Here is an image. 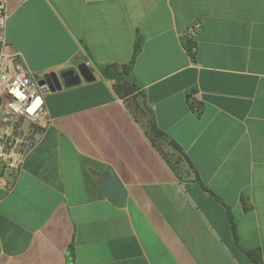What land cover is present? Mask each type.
<instances>
[{
  "label": "crops",
  "instance_id": "1",
  "mask_svg": "<svg viewBox=\"0 0 264 264\" xmlns=\"http://www.w3.org/2000/svg\"><path fill=\"white\" fill-rule=\"evenodd\" d=\"M0 2L27 69L96 76L46 96L54 125L0 178V264H264V0ZM137 42L121 97L100 65Z\"/></svg>",
  "mask_w": 264,
  "mask_h": 264
},
{
  "label": "built area",
  "instance_id": "2",
  "mask_svg": "<svg viewBox=\"0 0 264 264\" xmlns=\"http://www.w3.org/2000/svg\"><path fill=\"white\" fill-rule=\"evenodd\" d=\"M8 16L6 3L0 2V178L17 181L27 157L54 125L55 118L46 103V96L52 92L51 72L27 69L21 54L10 51ZM201 27V21H195L188 37L193 39ZM191 103L198 108L192 97Z\"/></svg>",
  "mask_w": 264,
  "mask_h": 264
},
{
  "label": "trees",
  "instance_id": "3",
  "mask_svg": "<svg viewBox=\"0 0 264 264\" xmlns=\"http://www.w3.org/2000/svg\"><path fill=\"white\" fill-rule=\"evenodd\" d=\"M140 46V42H137V44L135 45L133 57L129 63H108L100 65V71L102 72V74L106 78L115 81V89L121 97L129 96L140 88L137 78L135 77L133 72V62L137 53L140 50ZM146 131L153 141H156L155 138L168 139L167 134L158 127L153 118L149 121L148 128L146 129ZM169 141L175 148H179L175 141ZM248 254L256 264H262L261 257L258 253H256L255 251H249Z\"/></svg>",
  "mask_w": 264,
  "mask_h": 264
},
{
  "label": "water",
  "instance_id": "4",
  "mask_svg": "<svg viewBox=\"0 0 264 264\" xmlns=\"http://www.w3.org/2000/svg\"><path fill=\"white\" fill-rule=\"evenodd\" d=\"M50 76L52 77L53 83L52 91L61 90L63 86L77 85L81 82L82 78H85L86 80H94L96 77L93 71L85 63L81 64L77 70L70 68L61 72L60 74L52 71ZM107 179L109 180H107L105 183H102V186L111 200L116 204L124 202L126 197L122 184L117 178H115V176Z\"/></svg>",
  "mask_w": 264,
  "mask_h": 264
}]
</instances>
